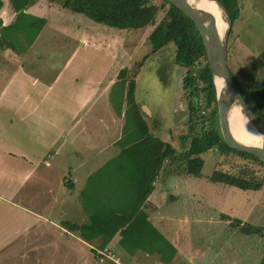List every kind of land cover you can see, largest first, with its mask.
Instances as JSON below:
<instances>
[{"label":"crops","instance_id":"0c3cea01","mask_svg":"<svg viewBox=\"0 0 264 264\" xmlns=\"http://www.w3.org/2000/svg\"><path fill=\"white\" fill-rule=\"evenodd\" d=\"M1 1L0 19L8 26L14 22L15 12L8 0ZM242 11L239 10L236 20L241 21ZM24 13L46 20L36 34L35 42L40 41L39 46L45 47L50 41L59 51L43 54L44 66L30 71L14 66L11 60L7 64L3 60L0 63V69L5 74L0 81V253L8 245L16 250L15 244H18L19 248L14 251L17 253L12 254L9 264H93L86 248L94 251V247H102L101 237L84 240L77 232L61 226V222L84 223L88 220V205L83 206V203L91 204L118 194L109 188L87 192L85 187L92 172L103 165L118 158L119 163L115 167L119 172L127 163L124 158H119L120 147L116 144L125 122L123 112L126 103L123 102L122 113L118 115L113 109V102L119 101V85L117 92H111L119 80V70L127 68V34L118 29L84 25L82 18L77 17L81 21H76L73 11L63 7L58 0H35L24 9ZM48 14L56 20L53 27L48 21ZM83 46L92 50H84ZM56 58L60 61L52 62ZM181 71V67L172 63L169 80L178 76V92L182 96ZM145 113L150 115L147 109ZM77 147L87 149L89 158L74 165L72 177L64 179L69 191L75 190V193L60 192L56 195V190L51 187L57 167L54 159L77 158ZM52 148H55L54 156L50 159L47 155ZM162 172L163 166L142 209L151 223H156L155 227L165 230L168 227L171 229L170 221L178 222V217L166 216L160 211L162 201L159 203V197L162 195L159 194L162 188L158 184ZM25 186L31 188L29 194L24 191ZM46 188L54 191L53 201H56L55 210L53 208L56 219H49L50 223H44L46 218L41 213L15 200V195L21 190V201L23 198L44 203V193L42 200L40 193ZM172 188L179 191L174 184ZM180 191L178 196H171L172 201L179 200L181 196L184 198L183 189ZM185 208L187 216L181 218L183 224L188 223L190 217L187 205ZM178 228L172 230L177 239L172 237L176 253L170 263L161 262L156 253H146L141 249L128 254L117 244L116 236L105 246L121 264H237V259L228 252L231 244L223 247L228 241L223 244L221 239L216 238L213 242L198 240L196 244L188 239L190 232H179ZM248 250L251 252L252 249ZM177 260L181 262L177 263Z\"/></svg>","mask_w":264,"mask_h":264},{"label":"trees","instance_id":"16d2710c","mask_svg":"<svg viewBox=\"0 0 264 264\" xmlns=\"http://www.w3.org/2000/svg\"><path fill=\"white\" fill-rule=\"evenodd\" d=\"M8 1L15 12L14 23L19 24V31L28 34L33 31V35H36L46 20L24 13V9L35 0ZM58 1L63 7L109 28L138 29L152 24L147 36L151 45L150 54L159 51L169 42L174 44V63L183 69L182 95L189 101L187 131L181 137L187 140L186 146L178 151L167 141L149 132L148 124L140 113L135 98L137 73L129 76L127 68L120 69L117 74L119 101L113 102V109L121 115L122 104L126 103L123 112L125 122L116 144L120 147L119 158H124L127 162L124 165L127 173H124L120 181L121 185L127 186L124 191L123 188L120 189L123 192L119 194L120 197L116 194L117 196L111 195L91 204L83 203L84 206H89L86 222H61V226L77 232L84 240L101 237L100 246H105L116 236L117 244L128 254L141 249L146 253H156L161 262L170 263L176 248L156 229L142 209L163 164L180 160L186 174L201 177L204 164L201 154L214 150L220 160L206 178L213 183L255 191L264 186V173L260 172L261 168L264 170V162L248 152L228 147L223 141L217 123L215 91L205 47L192 20L176 6L165 0ZM219 1L227 9L233 23L239 15L238 1ZM1 5L0 0V7ZM159 11L164 13L157 20ZM24 17L30 19L24 20ZM9 26L7 28H10ZM8 35L9 32L3 33L0 41L3 42L1 39ZM226 50L228 62L227 46ZM145 57L146 55L142 59ZM259 58L264 62V47L259 53ZM239 90L250 109L264 125V87L258 85L250 87L247 91L240 88ZM202 109H205L204 113H201ZM221 217L230 219L227 214H221ZM230 223L243 234H260L264 229L263 225L242 221L238 217L231 218ZM259 264H264V252Z\"/></svg>","mask_w":264,"mask_h":264},{"label":"rangeland","instance_id":"374dc122","mask_svg":"<svg viewBox=\"0 0 264 264\" xmlns=\"http://www.w3.org/2000/svg\"><path fill=\"white\" fill-rule=\"evenodd\" d=\"M239 2L241 3H238L239 10L241 11L243 9L242 19L241 21L236 19L233 21L231 33L228 35V67L239 88L247 91L252 86L259 85L264 87V62L258 56L259 52L264 47V0H239ZM5 8L7 10L6 4ZM163 13V11H159L157 20L163 16ZM47 16L50 26L53 27L56 21L55 18L52 14H48ZM55 16L59 17L56 14ZM73 16L75 20L79 22L81 20H78V18H82V20L85 21H82V23L88 26L92 25L90 27L99 26L109 30H116L96 23L78 13L73 12ZM23 19L29 20L30 17H24ZM17 25L19 24L11 22L10 28H7V26L2 23V20L0 22V36L5 32H9L8 36L1 39L3 42L0 41V63H2L1 60H3L4 63L7 64V61L10 62L9 60H11L14 66L22 67L23 70L26 71L34 70L37 67L42 68L44 63H46L43 54H53L57 53L59 50H57L56 46L51 45L50 41L47 42L45 47L39 46L40 41L38 43L35 42L34 39L37 35H33V31H30L32 32L30 34L21 32ZM151 29L152 24L138 29L119 30L127 34L126 44L128 51L126 55V66L129 76L137 73L135 98L137 101L139 100V111L142 110V106H145L150 113V115L147 113H145L146 115L143 114L146 118L145 120L148 122L149 132L167 141L179 151L181 149L183 150L186 146L187 140H185V137H181L185 135L187 131L189 101L183 95H179L178 76H175V78L173 77L174 80H169L171 77L169 76L171 65L172 63L175 64L173 57L174 44L169 42L164 46L165 48L163 47L158 53H153V55L150 54L151 45L147 36ZM55 38L58 39V37ZM50 39L49 37L48 40ZM82 49L92 50V48H86L85 46H83ZM145 55L146 57L142 59ZM57 61L60 60L57 58L52 59V62ZM139 62H141L140 65ZM181 72L182 74L180 73V75L182 76L183 71ZM4 77L5 74L3 70L0 69V81L3 80ZM166 84L168 87H166ZM117 88L118 84L113 86L111 92L112 90L117 92ZM115 98L118 99L116 95ZM144 111L145 108L143 109V112ZM54 150L55 148H52L47 155L50 159L54 156ZM70 150L73 151L72 148H70ZM75 154L77 158H58L57 161L56 158L54 159L55 162H57V167H55V178L52 179L53 185L51 187L56 190V195L60 192H70L64 179L72 177L74 165L77 163L80 164L89 158V152L87 149L84 150V148L81 150L77 147L75 149ZM201 156L204 159L201 177H194L186 174L180 160L164 163L162 178L158 184L162 188L159 194L160 196L162 195L159 197V203L162 201L160 204V211L166 214V216L172 217L175 215V218L178 217V222L170 221V218L169 221L172 223L170 225L171 229L168 226L165 230L158 226L156 229L158 228L162 232L161 234L171 243H173L172 237L177 239V236L174 235V231L172 232L175 227H179V232H190L188 239L191 238V240H193L192 242L196 244H198V240L213 242L216 238L217 240L221 239L223 244L228 241L223 247H228V245L231 244L228 252L232 254L231 256L233 258L237 259V264H248V262L259 264L260 257L264 252V229L260 234H243L230 222L231 218L238 217L242 221L264 226V186L254 191L241 190L237 187L210 182L206 176L212 171L216 163L219 162L220 157L214 150L204 152ZM118 163L119 159L116 158L115 161L109 162L103 165V167L93 171L85 190L87 192L93 189H100L103 191L105 188H109L110 191H118L117 195H121L120 189L123 188L124 191L127 185H121L120 180L123 179L122 177L127 171L122 169L118 172L116 169L117 167H115V164ZM260 172L264 173V170L261 168ZM78 177L80 178L79 173ZM173 184L175 187H179L178 192L176 191L177 188H172ZM30 189L31 188L28 186L24 187V191L28 194ZM181 189H183L184 198L179 195L181 196L179 200L172 201L171 196H178ZM43 193L45 199L44 203H41V201L40 204L38 201L30 202L25 199L23 200V198L21 201V190L15 195V200L19 201L20 204L25 207H29L41 213L46 218L44 223H50L49 219H56L53 213L56 208V201H53L54 191H50L49 188H46L44 192L41 191V200L43 199ZM73 193H75V190L70 192V194ZM115 195L116 194H114V196ZM186 205L190 210L188 212L190 217L188 223L183 224L181 218L187 216ZM221 214H228L230 219H223ZM154 225L156 226V223H154ZM179 242H181V240H179ZM18 248V244H15L16 250H13L12 245L6 246L0 253V264H9L12 254L17 253L14 251H17ZM248 248L252 249L251 252ZM86 251L88 252V258L93 264H106V262L100 263L97 260L94 253L95 251L88 248H86ZM182 257H184V252ZM176 262L180 263L181 260H177Z\"/></svg>","mask_w":264,"mask_h":264},{"label":"water","instance_id":"95a60500","mask_svg":"<svg viewBox=\"0 0 264 264\" xmlns=\"http://www.w3.org/2000/svg\"><path fill=\"white\" fill-rule=\"evenodd\" d=\"M172 3L194 23L210 68L217 112V123L225 144L235 150L248 152L264 162V125L243 98L227 62V39L232 21L227 9L219 0H165ZM211 3L218 9L224 28L217 29L216 21L205 5ZM222 30V31H221ZM146 107L142 106V111ZM140 112L143 114V112ZM144 111V112H145ZM234 113L253 127L260 137L261 145H251L236 140L230 130L229 116Z\"/></svg>","mask_w":264,"mask_h":264},{"label":"bare ground","instance_id":"6f19581e","mask_svg":"<svg viewBox=\"0 0 264 264\" xmlns=\"http://www.w3.org/2000/svg\"><path fill=\"white\" fill-rule=\"evenodd\" d=\"M205 9L212 13L213 18L216 21L217 29L223 30L224 23L221 20L219 11L215 5L207 3L205 5ZM229 126L233 137L239 142L257 146L261 145L260 137L257 135L253 127L243 119L237 117V115L234 113L229 116Z\"/></svg>","mask_w":264,"mask_h":264},{"label":"built area","instance_id":"2783aa9c","mask_svg":"<svg viewBox=\"0 0 264 264\" xmlns=\"http://www.w3.org/2000/svg\"><path fill=\"white\" fill-rule=\"evenodd\" d=\"M201 113L205 112V109L200 110ZM95 255L97 260L102 263L107 261H112L116 264H121L119 259L111 252V250L107 246L102 247H94Z\"/></svg>","mask_w":264,"mask_h":264}]
</instances>
